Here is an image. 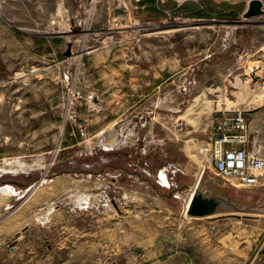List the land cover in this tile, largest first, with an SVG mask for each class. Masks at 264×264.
Returning a JSON list of instances; mask_svg holds the SVG:
<instances>
[{
    "label": "rangeland",
    "instance_id": "rangeland-1",
    "mask_svg": "<svg viewBox=\"0 0 264 264\" xmlns=\"http://www.w3.org/2000/svg\"><path fill=\"white\" fill-rule=\"evenodd\" d=\"M247 2L0 0V264H264V170L241 186L200 150L241 110L264 156ZM199 172L219 220L183 212Z\"/></svg>",
    "mask_w": 264,
    "mask_h": 264
},
{
    "label": "built area",
    "instance_id": "built-area-1",
    "mask_svg": "<svg viewBox=\"0 0 264 264\" xmlns=\"http://www.w3.org/2000/svg\"><path fill=\"white\" fill-rule=\"evenodd\" d=\"M248 143L245 114L241 110H227L214 119L200 150L205 162L221 178H234L241 186H251L264 170V156L250 149Z\"/></svg>",
    "mask_w": 264,
    "mask_h": 264
},
{
    "label": "water",
    "instance_id": "water-1",
    "mask_svg": "<svg viewBox=\"0 0 264 264\" xmlns=\"http://www.w3.org/2000/svg\"><path fill=\"white\" fill-rule=\"evenodd\" d=\"M258 14H264V7H262L261 0H248L247 6L243 11V17H252ZM68 52V50H67ZM216 201L212 197H204L201 193H195L190 199V202L186 208V213L193 216H204L214 212ZM227 215V214H224ZM222 215L221 217H223ZM248 216L246 214L243 215Z\"/></svg>",
    "mask_w": 264,
    "mask_h": 264
},
{
    "label": "crops",
    "instance_id": "crops-1",
    "mask_svg": "<svg viewBox=\"0 0 264 264\" xmlns=\"http://www.w3.org/2000/svg\"><path fill=\"white\" fill-rule=\"evenodd\" d=\"M165 174L162 170L160 171V174ZM206 181L207 183H210V181H212L209 176H206ZM196 184V182H195ZM215 184L218 185V186H222L220 183H218L217 181H215ZM195 186V185H194ZM194 189V187L191 189V191ZM189 194V193H188ZM222 194H223V190H219L218 194H215V195H206L204 197H212L215 199L216 201V206H215V210L213 213L211 214H208V215H204L207 219L209 220H219V218H221L222 215L224 214H227V212H224V211H220L218 209H220L223 204V202H221V198H222ZM222 203V204H221Z\"/></svg>",
    "mask_w": 264,
    "mask_h": 264
},
{
    "label": "bare ground",
    "instance_id": "bare-ground-1",
    "mask_svg": "<svg viewBox=\"0 0 264 264\" xmlns=\"http://www.w3.org/2000/svg\"><path fill=\"white\" fill-rule=\"evenodd\" d=\"M263 94H264V93H262V95H263ZM200 174H201V172H199V174H198V176H197L196 184H195V186H194V189H193L192 191L189 192V194L187 195V197H186V199H185L183 212H186V208H187V206H188V204H189V202H190L191 197H192L193 194H194V190H195V188H196V186H197V182H198V180H199V178H200ZM160 177L162 178V180H163L166 184H169V183H168V180H167V178H166V176H165V174L162 173ZM198 184H199V183H198ZM1 188H2V187H1Z\"/></svg>",
    "mask_w": 264,
    "mask_h": 264
}]
</instances>
